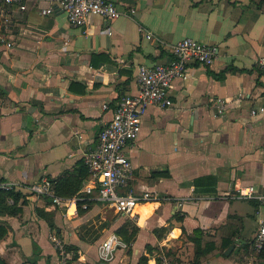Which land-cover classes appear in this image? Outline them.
Returning <instances> with one entry per match:
<instances>
[{"label": "crops", "instance_id": "obj_1", "mask_svg": "<svg viewBox=\"0 0 264 264\" xmlns=\"http://www.w3.org/2000/svg\"><path fill=\"white\" fill-rule=\"evenodd\" d=\"M108 1L123 15H90L81 28L57 10L42 15L47 2L0 9V181L17 184L21 210L0 214L7 226L0 258L61 264L54 235L64 264H264V248L253 245L264 221V113L250 116L264 107L256 66L264 56V0ZM183 38L217 54L212 66L190 64L187 79L174 81L171 106L147 108L126 148L133 177L120 193H149L148 201L121 216L93 196L66 210L26 190L48 179L54 193L83 170L80 194L89 179L82 155L121 98L135 93L137 67L166 63ZM199 179H207L204 187H196ZM244 186L255 197L237 198ZM124 228L125 237L136 228L129 242L117 233ZM196 229L214 243L211 252L196 256ZM111 236L104 261L100 246Z\"/></svg>", "mask_w": 264, "mask_h": 264}, {"label": "built area", "instance_id": "obj_2", "mask_svg": "<svg viewBox=\"0 0 264 264\" xmlns=\"http://www.w3.org/2000/svg\"><path fill=\"white\" fill-rule=\"evenodd\" d=\"M41 2H47V7L40 10L42 15H49L57 10L63 13L67 23L75 28L83 27L90 15L99 16L106 21L115 20L123 15L122 11L108 0H0V9L17 6L20 12H24L28 3ZM145 38L150 40L151 34L146 33ZM11 46L12 43H7V47ZM169 50L171 59L166 63L137 67L135 93L121 98L113 110L111 120L99 132L95 146L83 153L82 161L89 179L80 194L70 199H62L53 193L52 183L48 179L28 185L25 187L26 190L37 196H49L55 205L66 210L77 202L87 201L93 196L97 202L121 216H132L139 203L148 201L151 198L149 193L139 195L130 191L120 193V190L129 186L133 177V168L126 155V148L137 139L141 119L147 108L171 106L170 96L174 81L187 79L190 64L212 66L217 54L215 47L190 38L179 40L172 44ZM256 66L264 76V56L257 58ZM263 113L264 107L250 110L252 117ZM77 138L81 139L80 134ZM16 188L17 184L13 182L0 181V190L11 191ZM255 195L253 186L241 187L235 194L241 199H251ZM82 206L85 208V204ZM50 240L61 257V264H64L66 252L63 242L54 235L50 236ZM253 245L258 250L264 248V221H260ZM113 248L114 237L111 236L100 246V258L107 261Z\"/></svg>", "mask_w": 264, "mask_h": 264}, {"label": "trees", "instance_id": "obj_3", "mask_svg": "<svg viewBox=\"0 0 264 264\" xmlns=\"http://www.w3.org/2000/svg\"><path fill=\"white\" fill-rule=\"evenodd\" d=\"M84 169L86 172L85 167ZM81 171H82V173H80L81 179H63L61 182L56 183L54 185L55 195H57L62 199H70L76 196L82 184L83 174H85L83 173V170ZM206 180L207 179L196 180L195 182L196 187H204L203 185H205L204 182ZM8 199H11L13 201V204L11 205L8 204ZM18 199L19 196L14 194V190L11 191L0 190V214L1 215L19 214L21 210L20 208L17 207ZM135 231L136 228H134V230L129 235H127V237H125V228L118 230L117 233L123 237L122 239L124 241L129 242L133 239ZM6 233H7V226L4 223L0 222V240L6 235ZM191 239L195 244L196 256H198L199 254H206L214 249L215 246L214 243L210 241H204L202 238V232L198 229L194 230L193 234L191 235ZM36 252H37V247H36ZM259 255L260 258L264 259V249L261 250ZM0 264H6V263L0 258ZM24 264H33V263L28 262Z\"/></svg>", "mask_w": 264, "mask_h": 264}, {"label": "water", "instance_id": "obj_4", "mask_svg": "<svg viewBox=\"0 0 264 264\" xmlns=\"http://www.w3.org/2000/svg\"><path fill=\"white\" fill-rule=\"evenodd\" d=\"M232 249H233V246H230V247L226 250L225 255H228V254L231 252Z\"/></svg>", "mask_w": 264, "mask_h": 264}]
</instances>
